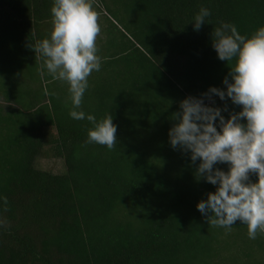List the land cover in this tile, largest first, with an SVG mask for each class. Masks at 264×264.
I'll return each instance as SVG.
<instances>
[{
	"label": "trees",
	"instance_id": "obj_1",
	"mask_svg": "<svg viewBox=\"0 0 264 264\" xmlns=\"http://www.w3.org/2000/svg\"><path fill=\"white\" fill-rule=\"evenodd\" d=\"M26 1L0 0V264H264V233L212 226L197 209L216 186L197 179L199 159L168 134L181 100L231 81L212 31L226 22L250 36L264 26V0L90 1L101 66L77 110L111 115L112 150L89 143L93 125L69 115V85L30 47L49 37L48 2ZM201 6L211 16L196 31ZM203 99L225 119L241 110L227 96ZM46 154L63 160L62 173L35 166Z\"/></svg>",
	"mask_w": 264,
	"mask_h": 264
},
{
	"label": "clouds",
	"instance_id": "obj_2",
	"mask_svg": "<svg viewBox=\"0 0 264 264\" xmlns=\"http://www.w3.org/2000/svg\"><path fill=\"white\" fill-rule=\"evenodd\" d=\"M50 11L49 37L30 47L42 55L43 66L54 79L69 85L73 105L69 115L93 125L87 132L88 142L112 150L117 145V128L111 115L97 121L94 115L77 110L88 77L101 66L96 45L101 31L99 13L90 0H54ZM210 16V9L201 6L193 18L194 30L209 23ZM211 40L218 58L230 69L231 81L225 77V89L210 86L200 98L181 100V111L173 113L178 122L169 129V141L173 148L189 151L192 162L199 159L197 179L202 177L216 186L196 205L208 223L231 229L239 221L246 224L249 238L256 239L258 230L264 233V26L245 37L234 24L221 22ZM211 94L221 100L227 96L241 110L225 119L219 107L204 103L203 97L211 100ZM223 162L229 163L227 172L215 167ZM250 173L257 176L255 182L250 181Z\"/></svg>",
	"mask_w": 264,
	"mask_h": 264
},
{
	"label": "rangeland",
	"instance_id": "obj_3",
	"mask_svg": "<svg viewBox=\"0 0 264 264\" xmlns=\"http://www.w3.org/2000/svg\"><path fill=\"white\" fill-rule=\"evenodd\" d=\"M91 2H102V0H90ZM35 166L39 169L51 171L53 173H62L64 171L63 160L52 154L39 156L35 160Z\"/></svg>",
	"mask_w": 264,
	"mask_h": 264
},
{
	"label": "crops",
	"instance_id": "obj_4",
	"mask_svg": "<svg viewBox=\"0 0 264 264\" xmlns=\"http://www.w3.org/2000/svg\"><path fill=\"white\" fill-rule=\"evenodd\" d=\"M33 1L34 0H27L26 2H33ZM52 1L54 2V0H52ZM44 2H48V3L46 5V7H44L42 10L43 17H44V19H42V20H43V23L47 24V25L43 26L42 31L50 33V31L52 29V19L50 18L52 16L51 11H50L52 5H50L51 0H44Z\"/></svg>",
	"mask_w": 264,
	"mask_h": 264
}]
</instances>
